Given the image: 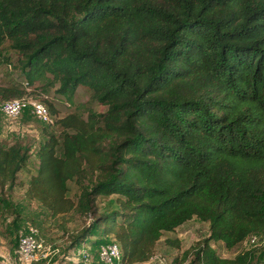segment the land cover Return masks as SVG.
Segmentation results:
<instances>
[{
    "label": "trees",
    "instance_id": "16d2710c",
    "mask_svg": "<svg viewBox=\"0 0 264 264\" xmlns=\"http://www.w3.org/2000/svg\"><path fill=\"white\" fill-rule=\"evenodd\" d=\"M4 42L27 85L70 103L83 86L105 107L41 122L24 195L83 217L68 249L113 242L122 264H140L195 217L208 234L187 264H260L264 250L242 246L264 241V0H0ZM29 157L0 143V190ZM210 241L241 248L224 258Z\"/></svg>",
    "mask_w": 264,
    "mask_h": 264
},
{
    "label": "rangeland",
    "instance_id": "374dc122",
    "mask_svg": "<svg viewBox=\"0 0 264 264\" xmlns=\"http://www.w3.org/2000/svg\"><path fill=\"white\" fill-rule=\"evenodd\" d=\"M0 53V87H17L22 91L21 99L24 103L17 117L6 118L0 114V143L8 145L17 141L28 148L30 155L26 165L16 175L15 185L9 191L0 190V196L7 200L11 208L3 210L0 206V264H20L14 252L18 237L28 226H34L37 229L44 253L42 258L29 264H79L72 250L68 249V236L82 225L83 217L75 212L48 216L44 209L24 195L28 179L35 172L37 163L35 150L41 139L40 130L45 126L31 114L28 103L33 100L44 102L53 111L50 114L53 120L74 111L77 106L81 111L87 108L98 113L104 111L105 107L92 100L89 90L83 86L76 88L70 103L56 95L53 88L44 92L37 82L31 85L24 84L25 80L19 64L20 56L10 49L6 42L3 43ZM49 129L56 130L53 125ZM69 186L68 197L74 200L77 187L73 183ZM104 203L100 205L101 209L104 208ZM207 234V223L193 217L175 228L173 232L163 233L154 246L153 256L164 258L167 264H187L189 258L184 260L183 252L198 245ZM172 238L178 241L177 247L166 243L167 239ZM261 238H257L254 244L260 248L256 252L257 255L264 250V241ZM209 244L218 256L224 258L232 257L241 248L234 247L226 250L219 242L210 241ZM251 244L245 241L242 247H248ZM98 245L93 244L89 249V264H102L97 258ZM258 261L256 258L255 262L258 263ZM260 264H264V257H261Z\"/></svg>",
    "mask_w": 264,
    "mask_h": 264
},
{
    "label": "built area",
    "instance_id": "2783aa9c",
    "mask_svg": "<svg viewBox=\"0 0 264 264\" xmlns=\"http://www.w3.org/2000/svg\"><path fill=\"white\" fill-rule=\"evenodd\" d=\"M24 84H26L24 82ZM31 114L42 123H51L52 119L46 106L40 101H30L29 103ZM24 103L21 98L9 99L0 101V114L6 118L17 117L22 109ZM256 236L252 235L249 238L250 243H254ZM41 241L34 226H28L24 233H22L17 240L15 249V256L20 264H29L35 262L43 257L41 249ZM89 246H81L73 251L74 256L79 264H89L90 252ZM97 258L102 264H122L120 262V252L117 245L113 242L101 243L98 245ZM167 264L162 257L152 256L149 260L140 264Z\"/></svg>",
    "mask_w": 264,
    "mask_h": 264
}]
</instances>
